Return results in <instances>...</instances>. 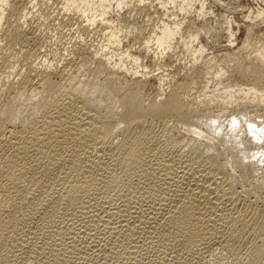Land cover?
<instances>
[{
  "label": "bare ground",
  "instance_id": "bare-ground-1",
  "mask_svg": "<svg viewBox=\"0 0 264 264\" xmlns=\"http://www.w3.org/2000/svg\"><path fill=\"white\" fill-rule=\"evenodd\" d=\"M42 1L44 0H40V3L38 0H0V31L3 32V34L0 32V35L4 36V41L6 40L10 47L12 44L28 41H32L38 51L43 46L46 47L45 41H48L46 32L43 34V31L41 33L39 31L37 34L29 31L31 27L29 30L24 28L31 17L29 15L42 9ZM50 1L54 0H46V3ZM206 1H55L58 6L56 5L52 12L61 15L57 24L63 17L74 22V25L66 30L71 44L67 51L70 50V53L75 55L73 60L84 61L85 67L82 70L90 78L82 79L79 74L81 71L76 70V75L69 79L67 75L72 73H67L66 63L58 68L55 59L42 58L45 57L42 54L45 48L42 49V53L40 51L39 58L34 56L36 55L34 52L29 54L27 50L28 57L26 56L25 62L22 61L25 64H23L25 71L19 78L9 80L10 75L2 76L6 78L2 89L6 92L0 94V264H3L7 253L13 251L14 247L21 251V258L25 256L27 258V254L37 252L36 241L39 239L32 241L29 236L27 238L31 241L27 242L26 239H22L25 236L24 232L20 231L22 238L18 237L16 232L19 231L18 225L23 221V210L28 203L33 201L34 204V201H37V204L46 208L45 223H41L39 229L43 230L44 227L48 229L51 227L54 211L59 207L63 208L61 206L64 204L70 205L75 198L77 199L76 196L81 194L79 192L88 186L98 184L99 187L102 184L111 187L112 184L119 182L132 186L131 180L134 179L141 191L157 190L163 195L158 196L157 202L147 208L140 205L138 209L129 211V218L126 217L124 222L118 224L126 223V227L129 224L140 226L147 231L146 234H149L151 240H159L158 235L164 234L162 232L158 234L157 227H160L163 232L173 233L187 245L198 246L228 244L237 234L244 233L252 238V247L248 258L241 264H264V215L262 216L255 207L251 208L250 205L247 207L240 195L244 191L241 177L264 171V43L254 57L248 55L241 57L242 53L226 55L225 60L236 54L238 64L232 73L227 74V79L235 82L239 88L232 90L234 87H226L222 81L226 72L230 70L221 66L214 50L210 51L202 41L204 36L210 37L220 33L226 38L224 41L228 43L227 50H239L236 40L240 24L225 15L222 28L224 31L221 29L216 32L210 28L207 30L203 25L197 26L196 21L214 16V10L208 9L211 5L207 6ZM248 11L245 19L260 17L264 20V10H258L256 13L250 9ZM142 12L147 16L148 22L151 21V15L157 17L156 23L150 24L147 35L142 33L145 29L143 25L136 22V14ZM11 17L15 24L11 22ZM9 21L14 25L9 24ZM3 24L7 26L3 27ZM245 26L247 32L254 29L252 24L247 23ZM54 27L56 28L55 25ZM61 31L60 35H64ZM59 37L56 35L54 42L58 41ZM49 38L51 45V37ZM212 41L216 43L217 39ZM181 58H184L182 78L175 81L170 72H165L169 71V68L165 69L159 65L163 63L168 66L167 61H175V64L180 65ZM147 62L149 64L154 62L157 67L152 68ZM6 64L3 66H6L7 70ZM10 64L8 63L9 67ZM51 64L54 66L51 67ZM11 68L14 66L11 65ZM13 70L18 73L17 70ZM13 70L10 74H16ZM32 73L37 79L35 83H32L34 78L31 77ZM236 77L239 78L235 80ZM149 78L157 81V87L150 101L145 103V81ZM199 82H204V85L200 92L195 93L193 86ZM217 89L222 91V96H218L221 100L215 97ZM240 92L243 95L242 99L238 98ZM218 101L222 103L220 108L208 106L210 105L208 102ZM260 106L262 107L259 108ZM156 126L161 129L159 133L161 137L165 136L164 143L167 144V148H174L175 145L177 148L178 144H184L183 135L201 138L199 141L207 150L216 151L205 155L209 170L197 166L188 168L187 165H183L185 162H177L176 155L171 154L173 151L163 153L159 148L163 139L159 138L162 141L160 144L159 130L157 133L154 131ZM177 127L182 128V135L175 134L174 137L172 132ZM246 133L251 137L249 138ZM224 154L225 157H222ZM230 154L231 156H228ZM238 180L240 190L237 187ZM146 193L142 195L145 197L148 195ZM95 209L97 210L96 207ZM96 210L93 211L96 213ZM62 211L63 209L60 212ZM29 212L31 214V211ZM34 216L32 217L35 218ZM115 227L117 229L118 226ZM115 227L111 231H115ZM120 227L121 225L118 229ZM28 228L29 226L25 229ZM39 229L38 234L43 235L41 233L43 231L39 232ZM121 229L123 225L119 229L120 232ZM131 229L130 226V231ZM137 229L134 231L135 234L139 232L136 233ZM45 243L41 244L44 246ZM202 249L203 246L200 250ZM28 261L31 264L32 260Z\"/></svg>",
  "mask_w": 264,
  "mask_h": 264
},
{
  "label": "rangeland",
  "instance_id": "rangeland-1",
  "mask_svg": "<svg viewBox=\"0 0 264 264\" xmlns=\"http://www.w3.org/2000/svg\"><path fill=\"white\" fill-rule=\"evenodd\" d=\"M55 1H58V0H54L52 2L50 1L48 3H46V0L42 1V3H41L42 4V6H41L42 9H39L34 14L31 13L32 15L31 14L29 15L31 17H30V19H29V21L27 23L28 25L25 24L24 26H26V27H24V28L29 30L30 27H31V29L32 28L33 29L32 30L30 29L29 31L30 32L34 31L37 34H38L39 31H40L39 33H41L43 31V34H44V32H46L45 34H47V36L46 35L45 36L47 37L48 41H45L46 47L45 46L42 47V49L45 48V50H43V53H42V49H39L41 51V53L45 56V57H42V58L48 57L49 60H54L55 59L54 61L57 62L58 68H61L62 66L65 65V64L64 65H62V64L66 63L67 73H69V74L72 73L69 76L67 75V77L69 79L72 78V76L76 75V70L81 71V73H79V74L81 75L80 77L82 79L90 78V76L85 75L83 70H82V68L84 69V67H85L84 61H80L78 59H76V60L74 59L73 60V57H75V55L73 53H70V50L67 51V48L70 49L69 47L71 45L69 43L70 41L68 40L69 36L67 35V33H68L67 32L68 31L67 28L71 27V25H74L73 24L74 22H72V20H70V19H68V21H67L63 17L62 19H60V20H62L61 23H60V20H59V23H58L59 25L57 24L58 19L61 17V15H58L57 12H52V9L56 5L58 6V4L55 3ZM38 2L40 3V0H38ZM206 2H207L206 3L207 6H208V4H209V6L211 5L210 7H208V9L211 8V9L214 10V13H213L214 16L212 15V17L210 19L196 21L195 23H196L197 26L203 25V26H205V28L207 30H209V28H210L213 31L218 32L224 27L223 24H224L225 15H227V17H231V19H233V20L235 19L236 22L240 24V27L237 30V40H236L237 46L240 47L239 50L238 49L227 50V48H228L227 44L228 43L226 41H224L226 38L222 37L220 33H219V35L218 34H214V35H212L210 37L204 36L203 37V41H202L203 44L206 45V47L210 51L214 50L215 54L217 55V57H218V59L220 61L219 63H221V66H223L224 68H228L230 70V71L226 72V75L223 77V79H224L222 81L223 84H225L226 87H234V89H232V90H235V89L238 90L239 87L237 85H235V82H230V80L227 79V77H228L227 74L232 73L233 69L238 64V61L236 59V54L232 55L227 60H225V57H226V55H228L230 53H242L241 57H246L247 55H248V57H254L256 55V53L258 52V50H260V48L262 47V45L264 43V20L260 19V17L259 18H255V19L247 20V19H245V16L248 14L247 12H249L248 11L249 9H250V11H254L255 13L258 10H264V0H207ZM50 7H52V8L50 9ZM160 11H162V10H159V12ZM241 12H243V13H241ZM226 13H228L229 15L226 14ZM231 13H232V15H231ZM146 17L147 16L144 14V12H142L141 14H136V22L138 24L143 25V27L145 28L142 31L143 35H147L148 29L150 27V24L152 25L153 23H156V21H157V17L154 14L151 15V21L150 22L147 21ZM12 20H13V17H11V22H12ZM207 20H208V22H207ZM11 22L9 21V24H11V25L15 24L14 22H12L14 24H12ZM247 23L252 24L254 26V29L252 30V32H247L246 31V26L245 25ZM5 25L6 24H3V27L7 26V25L6 26ZM54 25L56 26V28L54 27ZM36 27H37V29H36ZM61 30L64 32V35L63 34H61V35L65 36V37H63V36L61 37L60 32H59ZM56 31H58L59 33L58 32L56 33ZM62 31H61V33H63ZM74 31H76V30H74ZM222 31H224V30L222 29ZM1 33L3 34V32H1ZM76 33H78V32L76 31ZM2 34L0 35V39L2 38L1 41H0V46H1V48H0V65H1L0 66V69H1V71H0V76H1L0 81H1V79H3L2 80L3 82L2 81L0 82V86L2 84V86H1L2 88H0V90H1L0 94H5L6 91L2 90V89L4 88L3 83L5 82L6 78H3L2 76L4 75V77H6V75H10L9 76V80L19 78L20 74L22 75V73L25 71L24 62H25L26 56L28 57V53H26L27 50H28V52H30L29 54H31V52H34L36 55H34L33 53H32V55L37 56V57L38 56L40 57V51L37 50V47L35 46L34 43H32V41L26 42L27 44L25 42H23V43L22 42H18L17 44L15 43L16 45L12 44L11 47H10V44L7 43L6 40L4 41V36L2 37ZM56 35H59L61 37V39L59 37L58 41L54 42L53 39H55ZM140 36H142V35H140ZM49 37H51V45L52 46L49 43V40H50ZM62 38L64 40H62ZM213 39H217L216 43H213V41H212ZM6 43H7V45H6ZM48 43H49V45H47ZM8 44H9V46H8ZM23 47H25V48H23ZM65 48H66V50H65ZM23 52H25V53H23ZM23 54H25V55H23ZM32 55H30V56H32ZM34 56H32V57H34ZM20 58L21 59L24 58V60L23 59L21 60ZM5 60L9 64H10V62H13L14 64L11 63L10 67H9L8 63ZM16 60H21L20 61L21 63L19 61H16ZM1 61H2V63H1ZM22 61H24V62L22 63ZM180 61H182V63H180V65L175 64V61H173V62L172 61L171 62L167 61V64H168V66L166 65L167 67L163 63H161L159 66H164L165 69L169 68L168 69L169 71L166 70L165 72H170L171 75L173 76V79L175 81H177L178 79L182 78V74H183L182 69H183V65H184L183 64L184 58H181ZM3 62L5 64L7 63L6 64L8 66L7 70H6V66H3V65H5ZM147 64L150 67H152V68H156L157 67V65L154 64V62L150 63V64H149V62H147ZM11 65H13L14 68H11ZM60 65H62V66H60ZM52 66H54V65L51 64V67ZM13 69L17 70L18 73L15 72ZM12 70L16 74H10V72ZM73 70L75 72H73ZM79 71H77V72H79ZM31 77H34V78H32L33 81L31 80L32 83L37 82L36 81L37 79H35L36 77L33 75V73L31 75ZM67 77H65V78H67ZM126 77L129 78L128 76H126ZM238 78L239 77H236L235 80L238 79ZM145 82H146V86H145L144 98H145V103H148L150 101V99L152 98L153 94L156 92L157 81L154 78H149ZM202 85H204V82L196 83V84H194V86L192 85L193 86V91L195 93L200 92L201 89H202ZM216 85H217V83H216ZM6 88H7V85H6ZM218 88H219V86H218ZM228 91H230V89H228ZM38 95H40V94H38ZM215 95H216L215 97L217 99L221 100L218 96H222V91H218V89H217L215 91ZM238 98L239 99L243 98L242 92H240V94H238ZM208 103L210 104L208 106H212L214 108H220L222 106V103L220 101L212 102V103L208 102ZM261 107L262 106H260L259 108H261ZM156 127H157V129H156ZM156 127H154V129H155L154 131H155V133H157L158 130H159V132H158V134H159L161 132V129L158 126H156ZM177 128H179L178 129V133L179 134L176 131ZM177 128H175L173 130V132H172V135L174 137L179 136L180 133L182 135V132H181L182 128L181 129H180V127H177ZM175 134H176V136H175ZM246 135L249 138L251 137L248 133H246ZM160 137H161V135L159 134L158 139ZM164 137L160 138L161 140L163 139V142L160 139L158 140V141H160V144L162 142V144H161L162 147L160 146L159 143H158V145L160 146L159 148L162 150L163 153H169V152L173 151V153H171V154L174 155V156L176 155L175 159L177 158L176 159V160H178L177 162H180V163L185 162V163H183V165H187V167L191 166L190 168H193V167L196 168L195 166H197L198 168L200 167V168L209 170V167H208L209 164L206 162L205 155L211 154V153H215L216 151L214 150L215 151L214 152L213 150H207L206 146L202 145V143H200L199 140H202L201 138L196 137V136H192V135H183V138H184V142L183 143L184 144H182V143L178 144L177 148H176V145L174 146V148L173 147L167 148L168 147V146L166 147L167 144L164 143L165 142ZM183 138H181V140ZM254 143H256V142H254ZM261 145H263V144H259V146H261ZM163 147H164V149H162ZM178 148H180V149H178ZM212 156H215V155H212ZM228 156H231V154L228 155ZM222 157H225V154L222 155ZM232 160H233V158H232ZM259 165L262 166L261 163H259ZM241 182H242V185L244 187L243 193L241 192L242 194H240V195H242L243 203L247 207H249V205H250L251 208L255 207L257 210H259L261 212V214L263 216L264 215V171L262 173H260V171H258V174L251 173L247 177H241ZM125 184L126 183H122V182L114 183V184L111 185V187H110V185L106 186V185L100 184V186L102 185L101 187L99 186L100 188L98 187V184H96V185L92 186L94 188L97 187L95 189L92 188L91 186L90 187L88 186L86 189H84V190L79 192L81 194H78L76 196L77 199L75 198L74 199L75 201L73 200V202L71 203L72 206H71V204L69 205V203L68 204H64V205L61 206L63 208L59 207V208L56 209L57 212H56V210L54 211L52 219L54 221H56V223L52 220L51 224H50L51 227H49L50 229L49 228L45 229V227H44L45 230L44 229L40 230L39 228L42 226L43 223H45L44 222V213L46 211V208H44V206L41 205V204H37L36 203L37 201H34V204L32 203L33 201L28 203L26 205V208L23 210V212H24L23 213V217L24 218L22 217L23 221H22L21 224H19L20 226L18 225V230L19 231L16 230V232L18 234L17 236L21 237V238H22V234H20V233L24 232L23 234H25V236H23L22 239H24V240L26 239L27 242H29L31 240L32 241L33 240L36 241L37 239H39V240L41 239V241H39V240H37L38 242L36 241L37 248L39 249V253H38V249H37V252H35L36 254L35 253L29 254V255L27 254V256H28L27 258H26V256L24 258H21V251H17L16 250L17 247H14L13 251L10 252L8 250L10 253L9 252H8L9 254L7 253V258L4 259L3 264H5V262H6V264H8V262H11V264H19L20 261H21L22 264H25V263L26 264H30V262L28 260H30V261L32 260L31 264H126V263L127 264H130V263L131 264H241V262H245L246 259L248 258V253H249V251H250V249L252 247V238H249V235H246L244 233L237 234L236 237H234V240L233 241L230 240L228 244L221 245L219 243H213V244L201 245V246L194 245V244H188L189 245L188 246L186 242H184L183 240L180 241V238L176 237L173 233L172 234L176 238L173 237V239H172L173 235L171 234V232H169V231H167V232L164 231L163 232L162 228H160V227H157L158 228V230H157L158 234H159V232L160 233L162 232L165 235H167V236H164V234L163 235H158V236H160V239L159 240L157 239V240L160 243L157 240H151L148 237L149 234H146L147 231L145 229H142L140 226L135 225V224H129L131 226V228H132L131 229L132 232H131L129 225H127V227H126V225H125L126 223L125 224L124 223L123 224H118V223L119 222L122 223V222L125 221V219L129 218V214L130 213H128V212L138 209V207H141L140 205H142V208H145V207L147 208L149 205H153L154 202H157L156 199L158 200V198H159L158 196H161V194L163 195V193L161 191H160L161 192L160 193L157 190L153 191V192L146 190L147 193L145 192V190L141 191V189L137 188L135 179L131 180L132 186L127 185V184L125 185ZM134 184H135V187H133ZM237 185H238L237 186L238 189L240 190L241 187H239L240 186L239 180L237 182ZM104 187L107 188V189L105 190ZM135 188H136V190H135ZM87 189H91V190L88 191ZM137 190L138 191L140 190L141 192H138ZM136 191L138 192V194H137ZM87 192H88V194H90V196L87 194ZM145 193H146V195L147 194L148 195L144 197L143 195H145ZM157 193L159 195H157ZM82 194H84V195H82ZM137 195L139 196V198H137L138 197ZM148 196L149 197L151 196L152 199L149 198ZM125 198L128 199V200H126ZM135 199H136V201H135ZM138 199H139V201H137ZM147 199L148 200L151 199V201H153V200L154 201L151 202V201H148ZM78 200L79 201L81 200V201L79 202ZM83 202H84V205H83ZM126 202L127 203L130 202V203L127 204ZM74 203H75V205H74ZM132 203H134L135 205L132 204ZM80 205H81V208H80ZM84 206H85L86 209L84 208ZM103 206H105L106 208H104ZM119 206L122 207V208H120ZM27 207H28V209H27ZM95 207L97 208V210L95 209ZM34 208H36V209H34ZM39 208H41V209H39ZM60 209L61 210L63 209V211H65L66 213L65 212L63 213V211L60 212L61 211ZM108 209H109L110 212L108 211ZM34 210H36V212ZM93 210H96V213ZM25 211L28 212L29 215ZM29 211H31V214H30ZM58 211H59V213H58ZM67 211H68V213H67ZM33 212H35V213H33ZM82 212H84L85 214L82 213ZM92 212H93L94 215H92ZM116 212H117V214H115ZM73 214H74V216H73ZM95 214H98V215H95ZM24 215H27V216H24ZM32 216H34L35 218H33ZM36 216H37V218H36ZM55 216H56V218H54ZM94 216L96 218L95 220H94ZM30 217L32 218V220H29ZM116 217H118V218H116ZM57 218H59L58 221H57ZM26 220L29 223H27ZM87 220H90L91 222L87 221ZM53 222L55 223L54 225H53ZM38 223L39 224L42 223V224L39 225ZM26 225L29 226V228L27 230L25 229V228L28 227ZM82 225H83V227H82ZM120 225H121L120 228H122V225H123V229H121V230L122 231L125 230V232L124 231H123V233H122V231L120 232V230H119L120 228L118 229V227ZM133 225H135V226H133ZM32 226H33V228H31ZM52 226L55 228L54 230L52 229L53 228ZM90 226H91V228H90ZM106 226H108V227H106ZM115 226H118L117 227L118 233L116 232L117 229H116ZM136 226L138 227V229H137ZM113 227H115V229H116L115 231H111V229H113ZM36 228L39 229V232L43 231V232H41V233H43V235L38 234V230ZM124 228H126V229H124ZM139 228H141V229H139ZM135 229H137L136 233L139 231L137 233L138 235L135 234V232H134ZM28 230H30L31 232L28 231ZM46 230H48V231H46ZM50 230H52L51 233H50ZM106 230H108V232ZM144 230H145V233L143 232ZM25 231H26V233H25ZM109 231L113 232V233H109ZM126 231L127 232H131L132 234L131 233H127ZM30 233H31L32 236L29 235ZM46 233H48L49 235L47 234V236H46ZM116 233L119 235L118 237H117ZM125 233H126V235H123ZM80 234H81L82 237L80 236ZM85 234H87V235H85ZM127 234H128V236H127ZM34 236H35V238H34ZM37 236H40V237L43 236V237L40 238V237H37ZM86 236H88V237H86ZM114 236H116V237H114ZM27 237H29L31 240H29V238H27ZM48 237L50 239L52 238L53 240H49ZM111 237H112V239H111ZM46 238L48 239L47 241H46ZM119 238H120L121 242H119ZM166 238H168L169 240L167 239V241H166ZM170 238H171V240H170ZM42 239H45V240H42ZM73 239H76V240H73ZM94 239L95 240L97 239L98 242L97 241L95 242ZM162 239H164V240H162ZM111 240L113 241V243H112ZM115 241H118V243L116 244ZM153 241L156 242V243H154ZM178 241H180V242H178ZM41 243L42 244L45 243V245L43 246ZM47 243H48V245H47ZM175 244L178 245V246L177 247H173V246H176ZM38 245H40V246L42 245V246L38 247ZM49 246H50V248H49ZM72 246H73V248H72ZM134 246H137V247H134ZM202 246H203V249L200 250L202 248ZM43 247H45V248H43ZM76 247H77V249H76ZM178 247H180L179 248L180 250L178 249ZM11 249H12V247H11ZM175 249H176V252H175ZM163 250H166V251H163ZM40 251H43V252L41 253ZM16 252H18V253H16ZM186 252H188V253H186ZM12 253L16 256V258H15V256ZM166 253H167V255H166ZM10 254H11V257L9 258ZM94 254L96 256H94ZM202 255H204V256H202ZM12 256L15 258V260H14V258ZM88 257H90V258H88ZM179 259H181V260H179ZM15 262H17V263H15ZM132 262H134V263H132ZM198 262H200V263H198Z\"/></svg>",
  "mask_w": 264,
  "mask_h": 264
}]
</instances>
